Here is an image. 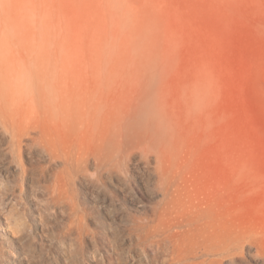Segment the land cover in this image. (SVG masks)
Instances as JSON below:
<instances>
[{"label": "rangeland", "instance_id": "1", "mask_svg": "<svg viewBox=\"0 0 264 264\" xmlns=\"http://www.w3.org/2000/svg\"><path fill=\"white\" fill-rule=\"evenodd\" d=\"M0 264H264V0H0Z\"/></svg>", "mask_w": 264, "mask_h": 264}, {"label": "bare ground", "instance_id": "2", "mask_svg": "<svg viewBox=\"0 0 264 264\" xmlns=\"http://www.w3.org/2000/svg\"><path fill=\"white\" fill-rule=\"evenodd\" d=\"M88 3V1H86Z\"/></svg>", "mask_w": 264, "mask_h": 264}]
</instances>
